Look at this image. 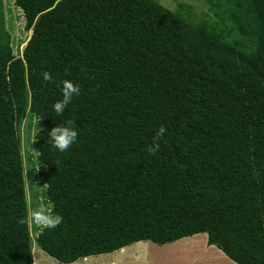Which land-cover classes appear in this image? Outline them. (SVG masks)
Here are the masks:
<instances>
[{
    "label": "trees",
    "instance_id": "obj_1",
    "mask_svg": "<svg viewBox=\"0 0 264 264\" xmlns=\"http://www.w3.org/2000/svg\"><path fill=\"white\" fill-rule=\"evenodd\" d=\"M204 3L212 17L156 0H14L31 30L15 54L0 0V264H33L27 107L44 202L62 217L35 237L47 255L205 233L232 262L264 264V0ZM64 79L81 92L57 116ZM69 119L78 142L60 153L47 133Z\"/></svg>",
    "mask_w": 264,
    "mask_h": 264
},
{
    "label": "rangeland",
    "instance_id": "obj_2",
    "mask_svg": "<svg viewBox=\"0 0 264 264\" xmlns=\"http://www.w3.org/2000/svg\"><path fill=\"white\" fill-rule=\"evenodd\" d=\"M156 1L169 10L176 9L177 5L180 3L187 4L191 7L192 12L197 19H199L202 14H206V17H212V13L209 12V8L204 3V0ZM2 3L4 7V28L7 29L12 35L14 40L13 49L15 54L17 53V48L18 52L21 53L31 35V30H25V20L23 18L22 11L17 6H15L14 0H2ZM35 121L36 119L30 116L27 107L18 123V134L21 143L23 162L22 167L24 189L28 214L30 211L36 210L41 205L49 208L46 206V203L44 202V196L42 195L45 185L43 183L42 176L39 173L41 169L40 167L37 168V154L34 148L33 136L36 124ZM28 225L32 236L33 264H66L58 262L56 259L52 258L39 249L36 244L35 237L39 231V228L41 227L32 223H28ZM206 238L207 235L205 233H198L165 244H157L152 241H140L133 243L122 250L119 249V251L114 253H106L89 256L87 258H80L75 261L76 263L74 262V264H105V262H108L110 259L115 261L114 264H141L143 260L147 264L149 262L150 264H205L207 257L215 259L216 264H227L228 262L231 264L233 263L227 257H221L218 253H215V250H218V248L215 246H213L212 249H209L211 248L209 247L207 249L211 250L209 252L202 249L201 246L204 242L206 245ZM191 241L193 246H197L196 248H193L195 249L193 254L192 251H185L187 248L186 246ZM190 256H193L194 259L190 258ZM223 256L225 255L223 254Z\"/></svg>",
    "mask_w": 264,
    "mask_h": 264
},
{
    "label": "clouds",
    "instance_id": "obj_3",
    "mask_svg": "<svg viewBox=\"0 0 264 264\" xmlns=\"http://www.w3.org/2000/svg\"><path fill=\"white\" fill-rule=\"evenodd\" d=\"M42 75L45 81H53L54 79L52 74L48 73L47 71L43 72ZM59 87L61 91V97L51 105L52 110L57 116L62 115L72 103L74 97L79 96L81 92L79 83L70 79L62 80ZM40 120L41 119L35 121V123L39 125ZM39 131L40 125L37 129V134ZM158 131L159 134L162 135L165 129L160 128ZM37 134L35 138L37 137ZM47 137L51 141L52 148L60 153H64L78 142L79 132L74 122L69 119L64 121L62 124L56 123V125L48 131ZM38 167L39 166H37V168ZM61 221L62 217L59 214H56L53 209H49L41 205L36 210L30 211L25 219L20 220V223H32L39 225L41 229L52 230L55 229L61 223Z\"/></svg>",
    "mask_w": 264,
    "mask_h": 264
},
{
    "label": "crops",
    "instance_id": "obj_4",
    "mask_svg": "<svg viewBox=\"0 0 264 264\" xmlns=\"http://www.w3.org/2000/svg\"><path fill=\"white\" fill-rule=\"evenodd\" d=\"M207 239V238H206ZM207 241V240H206ZM187 248H186V252L187 251H192V254L195 252L194 250L195 249H193V248H196L197 246H193L192 245V241L186 246ZM202 249H204V250H206L207 252H209V251H211V250H207L209 247H211V248H209V249H212V247H213V245H210V246H208L207 245V243H206V245H205V242L202 244ZM213 249H215V248H213ZM222 251H220L219 249L218 250H215V253H218L221 257H225L226 258V256H223V254L221 253ZM130 255V254H129ZM190 255V254H189ZM130 257V256H129ZM131 258V257H130ZM190 258H192V259H194L193 258V256H190ZM189 259V258H188ZM230 260V259H229ZM114 262L115 261H113L112 259H110V260H108V262H105V264H114ZM148 262V261H147ZM76 263V262H75ZM72 264H74V262L72 263ZM141 264H147L146 262H144V260H143V262L141 263ZM148 264H150V262L148 263ZM195 264H197V263H195ZM202 264H204V263H202ZM205 264H216V262H215V259H212V258H208L207 257V261L205 262ZM227 264H231V263H227ZM232 264H236V263H232Z\"/></svg>",
    "mask_w": 264,
    "mask_h": 264
}]
</instances>
